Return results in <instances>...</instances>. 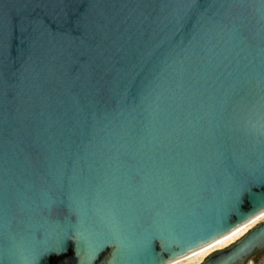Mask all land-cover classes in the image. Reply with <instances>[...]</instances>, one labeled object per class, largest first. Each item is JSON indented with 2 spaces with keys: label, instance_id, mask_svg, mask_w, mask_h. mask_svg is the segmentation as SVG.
Instances as JSON below:
<instances>
[{
  "label": "water",
  "instance_id": "water-1",
  "mask_svg": "<svg viewBox=\"0 0 264 264\" xmlns=\"http://www.w3.org/2000/svg\"><path fill=\"white\" fill-rule=\"evenodd\" d=\"M262 182L264 0H0V264H173Z\"/></svg>",
  "mask_w": 264,
  "mask_h": 264
},
{
  "label": "snow or ice",
  "instance_id": "snow-or-ice-1",
  "mask_svg": "<svg viewBox=\"0 0 264 264\" xmlns=\"http://www.w3.org/2000/svg\"><path fill=\"white\" fill-rule=\"evenodd\" d=\"M241 191L246 193L248 190L244 189ZM230 210H231V215L225 218L224 222L217 230H215L212 233L207 234L204 237L199 238V241L194 243L190 247H186L184 245L180 246V251L183 253L184 251L190 250L191 247L200 246L202 243H209L211 240L215 239L217 236L224 235V233L230 231L232 227H235V223L232 222V216L238 217L237 223H242L245 219H248L249 216L254 215L255 211L264 210V200L257 201L255 208L252 211H247L243 203V199L240 195V191H238L236 196L233 199L232 204L230 205ZM246 211H247V214H245ZM261 231L264 232V230H261ZM250 239L249 241H246L245 243H249ZM160 248L162 252L172 253L175 251V249L172 247V244H168L163 241H160ZM53 251H55V249H53Z\"/></svg>",
  "mask_w": 264,
  "mask_h": 264
},
{
  "label": "bare ground",
  "instance_id": "bare-ground-1",
  "mask_svg": "<svg viewBox=\"0 0 264 264\" xmlns=\"http://www.w3.org/2000/svg\"><path fill=\"white\" fill-rule=\"evenodd\" d=\"M263 218H264V214L259 215L255 219L249 221L241 231L233 234L232 236L228 237L227 239L219 240V242H217V241L211 242L210 244L204 246L203 248H201V249L191 253L190 255L186 256L185 258L177 260L173 264H180V263H183L185 261H188L190 263L196 258H197V260L199 257L201 258V255H203L205 257L213 249H219V248H223V247L227 246L228 244L232 243L235 239H237V237H240L245 232H247L252 227V225L256 224L258 221H260Z\"/></svg>",
  "mask_w": 264,
  "mask_h": 264
},
{
  "label": "flooded vegetation",
  "instance_id": "flooded-vegetation-1",
  "mask_svg": "<svg viewBox=\"0 0 264 264\" xmlns=\"http://www.w3.org/2000/svg\"><path fill=\"white\" fill-rule=\"evenodd\" d=\"M240 239V238H239ZM238 240V239H237ZM236 240V241H237ZM236 241H234L233 243L229 244L228 246L224 247V248H220V249H213L208 255H206L204 258H202L201 260H199L198 264H205V262H207L209 259H211L212 257L216 256L217 254H219L221 251L229 248L232 244H234ZM264 257V246H262L261 248L255 250L251 255H249L243 263H236V264H258V262Z\"/></svg>",
  "mask_w": 264,
  "mask_h": 264
},
{
  "label": "rangeland",
  "instance_id": "rangeland-1",
  "mask_svg": "<svg viewBox=\"0 0 264 264\" xmlns=\"http://www.w3.org/2000/svg\"><path fill=\"white\" fill-rule=\"evenodd\" d=\"M263 220H264V218L261 219L260 221H258L256 224H258L259 222H261V221H263ZM256 224L252 225V227H254ZM252 227H251V228H252ZM251 228H250V229H251ZM250 229H249V230H250ZM249 230H248V231H249ZM248 231H247V232H248ZM245 233H246V232H245ZM245 233H244V234H245ZM244 234H243V235H244ZM243 235H241L240 237H237V239L241 238ZM237 239H235L234 241H236ZM234 241H233V242H234ZM233 242H232V243H233ZM230 244H231V243H230ZM228 245H229V244H228ZM228 245H227V246H228ZM225 247H226V246H225ZM223 248H224V247H223ZM219 249H220V248H219ZM202 258H204L203 255H201V258L199 257L198 260H197V258H196V259H194V260H193L192 262H190V263H189L188 261H185V262L180 263V264H198L199 260H201ZM195 260H196V261H195ZM250 264H251V263H250ZM258 264H264V257L258 262Z\"/></svg>",
  "mask_w": 264,
  "mask_h": 264
}]
</instances>
